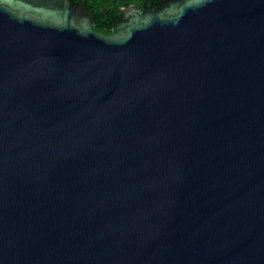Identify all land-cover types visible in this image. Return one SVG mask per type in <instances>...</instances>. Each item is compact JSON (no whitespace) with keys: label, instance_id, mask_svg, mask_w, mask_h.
Here are the masks:
<instances>
[{"label":"water","instance_id":"95a60500","mask_svg":"<svg viewBox=\"0 0 264 264\" xmlns=\"http://www.w3.org/2000/svg\"><path fill=\"white\" fill-rule=\"evenodd\" d=\"M0 0V264H264V0Z\"/></svg>","mask_w":264,"mask_h":264},{"label":"trees","instance_id":"16d2710c","mask_svg":"<svg viewBox=\"0 0 264 264\" xmlns=\"http://www.w3.org/2000/svg\"><path fill=\"white\" fill-rule=\"evenodd\" d=\"M162 0H71L75 4H84L95 21L96 32L110 34L114 22L120 18L122 9L129 5L137 8H152Z\"/></svg>","mask_w":264,"mask_h":264}]
</instances>
